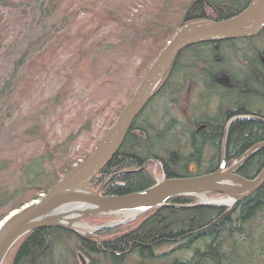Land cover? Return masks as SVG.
Listing matches in <instances>:
<instances>
[{"label": "trees", "instance_id": "obj_1", "mask_svg": "<svg viewBox=\"0 0 264 264\" xmlns=\"http://www.w3.org/2000/svg\"><path fill=\"white\" fill-rule=\"evenodd\" d=\"M74 1L0 0V64L5 65L0 66V138L5 134L7 122L29 98L27 90L37 81L40 83L43 70L56 62L53 60L63 59L64 65L74 62L75 66L69 76L62 75L60 88L45 100L46 104H64L70 79L77 75L90 88L86 99L91 107L85 111L90 119L99 116L98 101L93 100L92 94L99 93L104 103L116 98L112 78L119 77L116 74L120 71L113 69L130 65L132 61L124 60L126 57L143 58L144 51L147 58L140 66L143 73L138 71L126 95L127 101L150 64L181 26L231 18L250 0H181L179 5L178 0H122V6L114 3L118 0H82L74 9L68 8ZM16 24V36L2 48L9 30ZM46 27L50 30L46 31ZM64 68H59L58 74ZM188 80L195 86L187 91L193 92L190 113L182 118L186 123L174 127L176 120L170 116L169 105L188 102V98L181 96L184 90L181 88ZM118 106L104 119L105 129L123 105L120 109ZM234 115L264 119V30L252 39L193 46L177 57L143 112L134 120L119 151L95 177L101 182L117 175L105 184L102 195L119 197L152 186L154 181L148 171L141 169L148 159L158 161L169 179L214 171L226 120ZM34 131H37L35 125L26 126L22 135L36 136L38 133ZM72 134L53 147L46 145L43 154L21 164L15 185L0 186V220L37 199L38 194L77 163L70 151ZM262 142L263 124L235 121L227 130L225 159L230 163ZM11 144L21 143L13 139ZM0 145L1 177L10 172L11 157L8 147ZM209 146L212 151L203 153ZM202 160L208 161L204 171ZM190 163L195 165V173L187 171ZM263 166L264 150L250 158L238 175L252 179ZM95 178L92 184L98 182ZM167 204L170 207L148 211L140 224L122 238L99 244L77 238L78 249L89 264H96L95 257L106 264H124L128 255H135L142 263L157 261V264H264V184L230 209L191 206L192 201L185 197L173 198ZM70 236L69 232L55 228L33 231L13 249L10 264H57L59 260L52 257L53 250L62 249L60 254L68 255L66 242H70ZM165 245L170 249L162 251Z\"/></svg>", "mask_w": 264, "mask_h": 264}, {"label": "water", "instance_id": "obj_2", "mask_svg": "<svg viewBox=\"0 0 264 264\" xmlns=\"http://www.w3.org/2000/svg\"><path fill=\"white\" fill-rule=\"evenodd\" d=\"M263 30L264 0H250L238 14L222 21H197L181 26L156 56L91 152L65 172L37 201L0 221V264L21 238L36 230L55 228L69 232L72 225L97 215H125L127 219L119 222L122 224L131 220L128 216L136 218L151 210L170 207L167 203L176 197L215 195L220 197L218 201L231 202L230 206L212 201H205L201 206L231 207L259 190L264 184V166L252 179H244L238 172L250 158L264 150V142L251 146L229 166L224 162L225 138L231 123L250 120L264 125V119L252 116H236L227 123L220 167L210 173L188 178L163 176L143 191L119 197L102 196L101 187L93 191L88 186L119 151L134 120L184 50L201 44L252 39ZM106 228H94V231Z\"/></svg>", "mask_w": 264, "mask_h": 264}, {"label": "rangeland", "instance_id": "obj_3", "mask_svg": "<svg viewBox=\"0 0 264 264\" xmlns=\"http://www.w3.org/2000/svg\"><path fill=\"white\" fill-rule=\"evenodd\" d=\"M81 1L82 0L74 1L72 5L68 8L74 9L75 7L78 6V4L81 3ZM180 2L181 0H178L177 4L179 5ZM114 3H117L118 5L122 6L124 4V1L118 0ZM48 30H50V27H46V31ZM16 32H17V24L13 25L9 30V33L7 34L6 40L3 43L2 48L4 47L6 48V46L16 36L17 34ZM138 56L139 55H134V56L131 55L130 58H127L125 56L126 58L124 60L129 59L130 61H132V62L129 61L130 65L128 64L125 67L117 66L116 68L113 69L114 71H120L119 73L116 74L119 77L113 76L112 78V86H114L116 90L115 91L116 98L112 97L107 101V103H104L105 100L100 99V96L98 95L99 93L92 94V96L94 97L93 100L98 101L97 106L99 107V116L90 119H88V117L85 115L86 114L85 111L89 110L91 107L90 104L88 103L89 100L86 99L90 88L87 87L84 84V82H82L81 79L77 77V75H72L70 79L72 80L71 85L67 86V90L65 89L66 91L64 97V101H65L64 104L61 105L46 104L45 100L47 98H50L52 95H54L56 90L60 88L63 82L62 75L67 74L69 76V74L72 71V68L75 66L74 62H72L69 65H64L61 62L63 61V59L58 61L53 60L56 61L57 63L56 62L51 63L49 66H47L45 70H43L42 75L41 73L39 74V76L41 75L39 79L40 83H38L37 81V84L33 88L27 90L26 94L30 92L29 98H27V100H24L22 102V104L19 106V110L13 114V118L9 120L5 125L6 131L4 136L0 138V144H3L5 147H8L7 152L11 157V170L10 172L0 177V186L9 188L12 185H15L20 177L19 172H20L21 164H23L27 160L32 159L33 156L36 155L38 156L40 154H43L46 145H49L50 148L57 143L59 144L64 142L71 132L73 133L72 136L74 137V141H72L71 143L72 145L70 148L71 154H73V156L75 157L73 159H75V161L77 162L76 164L82 161L91 152V148L93 149L95 144L100 139L101 135L106 130L104 127L105 125L104 119H106V117L109 116V113H111V111H113L117 107V105H119L117 109H120V107L124 105L123 103L126 102V99L128 98L126 95L129 92V90L132 89L133 80L135 76L138 75V71L139 72L141 71L142 68H140V66L143 64V60H145L146 62L147 59L146 52L144 51L141 54L143 58L141 57L138 58ZM74 61H76V59ZM9 64H10V59H9ZM0 66H5V65L0 64ZM63 67H65L63 69L64 71H61L58 74L59 68H63ZM12 68L13 66H9V69ZM101 71L104 70H102L101 68ZM142 73L140 72V74ZM7 75H9L8 72ZM7 75H5L4 77L8 78ZM44 77L46 78V81L44 80ZM193 88H195L194 84L188 80V84L185 85V87L181 88L184 89L182 92L183 94H181V96L185 97V99L188 98V102L186 100L179 103L177 106L169 105L170 116L176 120L175 124H173L174 127L179 126L181 123H186V121L182 120V118L184 119L186 116H189L190 104L192 103V98H193L192 97L193 92H191L192 94L191 95L190 92L187 93V91H192ZM92 89L94 90L95 88L92 87ZM40 93L42 94L41 98L38 97ZM212 107L213 106H209V108ZM30 125H35L37 127V131H34V133L37 132L38 134L36 133L37 134L36 136H28V137H25V135L23 136L22 132L24 131V128ZM13 139H16L17 142L21 144L12 145L11 143ZM83 155L86 156L81 160ZM45 157H48V155ZM160 157L162 159L164 158L162 155H160ZM219 160L215 163V165L219 163ZM207 163L205 161H203L202 164L200 163L203 171L206 167L208 168ZM141 169L142 170L146 169L148 171L154 183L155 181L160 180L164 176L163 168L161 164L153 159L146 160L142 165ZM187 171L191 172V174L195 173L196 172L195 165L192 163L188 164ZM116 176L103 178L101 182L100 180H98V178L94 177L96 180H98V182L93 184L91 183L92 185H89L88 188L93 191H96L101 187L100 195H102V189L105 186V184ZM13 188H15V186ZM47 190L43 193L41 192L40 194H38L37 199L25 203L19 209L13 210L9 212L7 215H9L14 211L20 210L22 207L29 205L34 201H37L41 196H43L47 192ZM185 198H188L192 201L191 206L201 205L205 203V201L214 202L220 200V197L215 195H205L203 197L201 196V197H185ZM233 206L225 207L224 209H230ZM7 215H5L4 218ZM145 215L146 213L139 215L136 218H132L131 220L126 221L122 224H120L119 222H123L125 219H127L124 218L123 215H97L83 219L79 221L78 224L82 226H86L87 229H82L81 227H77L75 225L71 226L72 229L71 231H69V233L72 234V236H70L69 238L70 242H66V245L68 246L69 254L68 255L66 253L64 254L66 255L65 256L66 258L63 257L64 255L63 256L61 255L62 253L60 254V252H63L62 249H57V248H56L57 250L56 249L53 250L52 257L55 256V258H58L59 261L57 264H89L90 262L88 258L85 255H83V253L80 251V249H78V246L76 244L77 243L76 239L79 238L78 235L87 236L91 238L90 240L96 243L109 239H116L119 237L122 238L131 230L135 229L140 224V222L142 221ZM100 227H108V228L94 232L89 231L90 228H100ZM19 241L14 245V247L8 253L3 264H10L9 261L10 254L12 253L14 248L16 249V246L19 243ZM169 249L170 247L168 245H165L163 248H161L162 251H166ZM95 259H96V264L98 262L99 264H106L103 263L102 261H99L98 257H95ZM145 263L140 262L135 255H128L124 262V264H145ZM157 263H158L157 261H153V263H146V264H157Z\"/></svg>", "mask_w": 264, "mask_h": 264}, {"label": "flooded vegetation", "instance_id": "obj_4", "mask_svg": "<svg viewBox=\"0 0 264 264\" xmlns=\"http://www.w3.org/2000/svg\"><path fill=\"white\" fill-rule=\"evenodd\" d=\"M233 115V114H232ZM237 116H239V115H237ZM233 117H236V116H231V118H229V119H227L226 120V125H227V123L233 118ZM226 127V126H225ZM224 130H225V128L223 129V133H222V136H221V138H220V144H219V148H218V151H219V154H220V157H219V163H218V165L216 166V168L214 169V170H216V169H218L219 167H220V164H221V156H222V148H223V135H224ZM226 137H227V134H226ZM226 142V141H225ZM225 146H226V144H225ZM211 147L212 146H209V147H207V148H205V149H203V153H205V150H207V151H212L211 150ZM225 149H226V147L224 148V162H225V164H226V166H228L229 165V163L226 161V159H225ZM70 235H72V234H70ZM74 236V235H73ZM75 237H77V236H75ZM79 238H81V237H79ZM81 239H87V240H90L91 238H89V237H87V236H83ZM90 241H92V240H90ZM99 244V243H98Z\"/></svg>", "mask_w": 264, "mask_h": 264}, {"label": "bare ground", "instance_id": "obj_5", "mask_svg": "<svg viewBox=\"0 0 264 264\" xmlns=\"http://www.w3.org/2000/svg\"><path fill=\"white\" fill-rule=\"evenodd\" d=\"M164 48V47H163ZM154 61V60H153ZM152 64V63H151ZM150 64V65H151ZM149 68V67H148ZM113 197H115V196H113ZM214 203H222V204H226L227 206H230V204H231V202H227V201H223V200H221V201H214ZM132 217L133 216H128V219H132ZM124 218H126V216L124 215ZM75 226H77V227H81L82 229H87V227L86 226H82V225H75ZM89 231L90 232H94V228H90L89 229ZM78 239H81V238H78Z\"/></svg>", "mask_w": 264, "mask_h": 264}]
</instances>
